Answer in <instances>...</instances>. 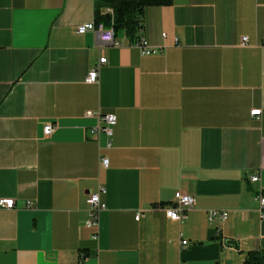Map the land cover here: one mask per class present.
I'll use <instances>...</instances> for the list:
<instances>
[{"label": "crops", "instance_id": "1", "mask_svg": "<svg viewBox=\"0 0 264 264\" xmlns=\"http://www.w3.org/2000/svg\"><path fill=\"white\" fill-rule=\"evenodd\" d=\"M94 21V0H0V199L15 201L0 207V264H245L264 254V0L148 8L140 37L161 49L152 56L124 35L116 47L77 33ZM103 56L99 82L87 84ZM104 114L118 120L110 149L91 134ZM101 188L95 242L88 199ZM180 192L196 205L171 221L165 208ZM212 211L229 218L211 221Z\"/></svg>", "mask_w": 264, "mask_h": 264}, {"label": "built area", "instance_id": "2", "mask_svg": "<svg viewBox=\"0 0 264 264\" xmlns=\"http://www.w3.org/2000/svg\"><path fill=\"white\" fill-rule=\"evenodd\" d=\"M143 24V21H142ZM89 32L94 33L99 42L100 46H122L121 41L116 36L115 31L112 27L105 26L104 23L100 22H92L88 24L81 25L77 28V33L80 35L87 34ZM164 35L163 37H165ZM125 38H127L125 36ZM129 39V38H127ZM130 42V40H129ZM249 42L248 37H244L242 39V45L246 46ZM131 45L135 46L140 50L142 55L152 56L161 53V49L150 47L147 43L146 39L142 37L137 42L131 43ZM108 60L105 56L101 57L98 63L91 69L89 72L86 83L90 85L97 84L99 82L100 77V69L103 65L107 64ZM262 114L261 110H254L251 112L252 117H258ZM94 113L88 112L87 117H92ZM100 125L94 128L91 131L92 135L95 134H104L107 137V148L110 149L112 147V137L114 135V128L117 125V117L114 114H104L99 115ZM54 131L53 125H47L44 128V134L46 136H50ZM104 168H108L110 166V160L108 158H103L101 160ZM251 181L253 183L260 182V176L255 174L251 176ZM107 194V190L101 188L100 191L93 193L90 195L88 199V218L86 220V227L93 230L92 240L97 242L100 238V215L104 211H106V205L103 202L102 198ZM255 201L258 203L260 207L261 216L264 218V193L262 190H259L255 194ZM196 205V199L194 196L185 193H177L175 196L174 204L170 207L165 208V212L167 218L171 221H183L188 219L189 211ZM0 207L3 209L12 210L15 209V201L12 199H0ZM28 208H32V204L27 205ZM142 217L141 213H138L136 216V220H140ZM229 218L228 212H220V211H212L209 215V219L211 221L220 220L222 222L227 221ZM183 246L188 245L187 240L182 241ZM180 264H188L187 262H182Z\"/></svg>", "mask_w": 264, "mask_h": 264}, {"label": "trees", "instance_id": "3", "mask_svg": "<svg viewBox=\"0 0 264 264\" xmlns=\"http://www.w3.org/2000/svg\"><path fill=\"white\" fill-rule=\"evenodd\" d=\"M172 4L173 0H94L95 18L96 22L112 27L117 37L124 35L134 43L142 38L140 33L144 29L142 21L145 11L148 8L167 7ZM173 204L174 202L168 207ZM164 206L166 205H162ZM245 264H264V254L248 253Z\"/></svg>", "mask_w": 264, "mask_h": 264}]
</instances>
